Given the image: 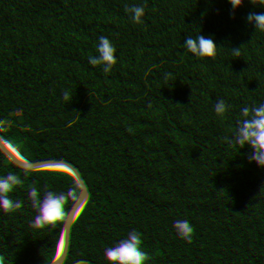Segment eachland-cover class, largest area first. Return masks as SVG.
Returning <instances> with one entry per match:
<instances>
[{
	"label": "trees",
	"instance_id": "1",
	"mask_svg": "<svg viewBox=\"0 0 264 264\" xmlns=\"http://www.w3.org/2000/svg\"><path fill=\"white\" fill-rule=\"evenodd\" d=\"M230 4L0 0V46L24 80L0 98V264H264L237 228L264 215V161L243 164L217 131L227 115L264 131V54L243 47ZM183 64L197 103L169 112L155 77ZM158 123L178 132L176 167L143 153ZM60 167L81 180L70 199Z\"/></svg>",
	"mask_w": 264,
	"mask_h": 264
},
{
	"label": "clouds",
	"instance_id": "2",
	"mask_svg": "<svg viewBox=\"0 0 264 264\" xmlns=\"http://www.w3.org/2000/svg\"><path fill=\"white\" fill-rule=\"evenodd\" d=\"M228 12L241 26L245 37L242 45L250 56L264 54V0H231ZM160 27L151 23L152 32H156ZM142 50L147 52V46H143ZM201 70L206 77L216 79L215 69ZM155 80L167 90L169 112H175L178 106L190 110L197 103L196 93L201 85V77L189 64L160 72ZM23 84V77L10 66L9 58L0 46V98L8 99L18 95ZM177 85L183 89L184 95L177 90ZM217 131L223 136L224 146L232 154L240 156L243 164L255 166L258 162L264 161V131L253 120L242 122L233 115H227L219 123ZM177 136L178 132L172 125L158 123L152 129L151 137L144 134L139 137V143L145 156L176 167L180 163V158L170 154L169 148L180 143L176 139ZM55 180L62 189L60 192L62 198H72L82 187L80 178L66 167H60L56 171ZM112 191L113 195L121 196L124 189L120 185H114ZM237 228L248 245L257 252H264V215L246 214L238 222ZM0 235L5 237L9 235V227L4 220H0Z\"/></svg>",
	"mask_w": 264,
	"mask_h": 264
}]
</instances>
